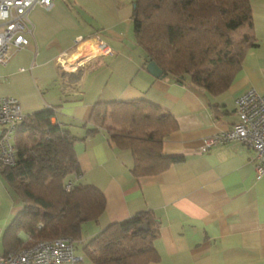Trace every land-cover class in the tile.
<instances>
[{
  "label": "crops",
  "instance_id": "1",
  "mask_svg": "<svg viewBox=\"0 0 264 264\" xmlns=\"http://www.w3.org/2000/svg\"><path fill=\"white\" fill-rule=\"evenodd\" d=\"M133 1L53 0L48 9L35 6L27 12L28 44L0 65V96L17 98L23 114L54 107L52 121L78 137L79 174L69 182L91 184L105 198L98 218L81 225L74 242L78 260L66 264H93L83 243L141 211H151L158 222L157 259L148 264H264V175L255 174L252 150L237 140L202 150L205 138L237 121L238 95L249 88L264 93V0H250L257 45L246 52L229 87L216 95L173 75L147 72L148 59L133 36ZM99 39L111 53L98 51ZM94 45L97 51L79 59ZM76 70L77 80L70 75ZM135 98L156 103L175 123L161 149L181 159L152 175L134 176L132 153L110 141L105 129L85 134L71 125L87 121L96 101ZM21 208L0 166L1 253L6 228ZM17 237L22 249L35 242L22 230Z\"/></svg>",
  "mask_w": 264,
  "mask_h": 264
},
{
  "label": "trees",
  "instance_id": "2",
  "mask_svg": "<svg viewBox=\"0 0 264 264\" xmlns=\"http://www.w3.org/2000/svg\"><path fill=\"white\" fill-rule=\"evenodd\" d=\"M132 29L146 58L154 60L163 75L212 95L229 87L246 52L257 45L250 0H134ZM80 73L70 75L77 80ZM54 117V107L24 114L12 139L16 162L0 163L2 176L22 201L4 233L5 253L22 249L19 230L35 242L68 236L74 243L81 225L104 211V195L95 186L72 182L66 188L79 174L74 150L78 137L52 121ZM71 125L84 128L85 134L105 129L110 141L132 153L134 176L156 174L181 159L161 149L163 138L175 127L172 116L144 98L96 101L87 121ZM157 235L154 214L141 211L109 223L82 248L93 264H148L157 259Z\"/></svg>",
  "mask_w": 264,
  "mask_h": 264
},
{
  "label": "built area",
  "instance_id": "3",
  "mask_svg": "<svg viewBox=\"0 0 264 264\" xmlns=\"http://www.w3.org/2000/svg\"><path fill=\"white\" fill-rule=\"evenodd\" d=\"M52 1L0 0V65L7 64L15 50L28 44L32 25L28 22L27 12L35 6L48 9ZM96 45L100 53H111L110 47L101 39ZM234 104L237 121L231 128L205 138L202 150L215 143L237 140L252 150L254 171L261 177L264 175V93L249 88L235 98ZM23 116L17 98L0 96V162L4 165L16 162L12 139ZM69 186L70 182L66 188ZM77 260L74 243L68 236L39 240L18 252H0V264H66Z\"/></svg>",
  "mask_w": 264,
  "mask_h": 264
},
{
  "label": "water",
  "instance_id": "4",
  "mask_svg": "<svg viewBox=\"0 0 264 264\" xmlns=\"http://www.w3.org/2000/svg\"><path fill=\"white\" fill-rule=\"evenodd\" d=\"M145 69L147 70L148 73H150L154 77L163 76L162 69L152 59H148L147 60V62L145 64ZM139 227L142 228V229H145L146 224H142Z\"/></svg>",
  "mask_w": 264,
  "mask_h": 264
},
{
  "label": "bare ground",
  "instance_id": "5",
  "mask_svg": "<svg viewBox=\"0 0 264 264\" xmlns=\"http://www.w3.org/2000/svg\"><path fill=\"white\" fill-rule=\"evenodd\" d=\"M95 51H97V49H96V45H94L93 47H88L87 49H86V51H84V52H81V54H80V56L79 57H82V58H79V59H85V58H87L88 56H90V55H92ZM78 58H76V59H74V60H71L70 62H69V64H70V67H73L74 65H75V62H79V60H77ZM77 60V61H76Z\"/></svg>",
  "mask_w": 264,
  "mask_h": 264
},
{
  "label": "rangeland",
  "instance_id": "6",
  "mask_svg": "<svg viewBox=\"0 0 264 264\" xmlns=\"http://www.w3.org/2000/svg\"><path fill=\"white\" fill-rule=\"evenodd\" d=\"M243 31H245V30H243ZM243 31H242V32H243ZM73 58H74V57H73ZM202 147H203V146H202ZM76 244H77V243H76ZM77 245H78V244H77ZM80 249H81V248H80Z\"/></svg>",
  "mask_w": 264,
  "mask_h": 264
}]
</instances>
